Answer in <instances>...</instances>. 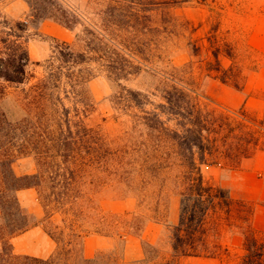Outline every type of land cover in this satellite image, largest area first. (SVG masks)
Returning a JSON list of instances; mask_svg holds the SVG:
<instances>
[{"label":"rangeland","instance_id":"rangeland-1","mask_svg":"<svg viewBox=\"0 0 264 264\" xmlns=\"http://www.w3.org/2000/svg\"><path fill=\"white\" fill-rule=\"evenodd\" d=\"M62 1L93 21H97V12L103 7L102 0H0V53L6 31L23 25L31 57L28 65L31 82L46 73L47 60L58 43L67 41L76 49L83 48V41L77 38L81 25L73 30L72 39L67 40L59 31L65 26L49 17L60 14ZM164 11L172 19L170 30L173 33H169L163 43L165 54L159 62L160 71L168 72L193 89L202 106L219 110H239L244 106L248 113L264 120V0H186ZM155 13L161 17L163 12ZM43 21L49 23L47 31L41 28ZM64 29L66 31V27ZM216 49H219L224 67L235 62L241 68L243 88L223 82L216 77L217 72L210 69V63L218 62ZM123 83L148 94L147 110H153L165 101V83L160 73L143 69L130 75ZM28 85L16 86L0 77V87H5L7 92L0 100V107L13 120L28 116L24 104L25 87ZM119 90V85L107 75H98L85 84L87 101L93 105L85 114L77 113L72 98H65V105L72 108L67 122L63 115V122L54 118L46 126L42 143L43 149L49 151L42 158L46 163L45 183L48 186L56 184V192L64 194L66 181L73 182L75 190L72 193L78 196L67 204L69 212H59L52 219L44 220L46 211L38 203L39 190L30 188L19 192L21 202L39 215L45 229L58 237L55 258L59 264H143L148 251L156 262L161 261L162 256L170 255L169 235L172 226L180 219L181 209L175 173H170L168 186L162 188L161 179L166 176L165 172L161 179H157L151 169L141 172L140 163H135L132 165L134 175L127 178L125 170L131 167L124 165L121 171L111 172L110 160L107 162L104 155V150L112 145L113 140L129 146H135L132 143L135 141L139 150L134 156L140 162H149L145 156L147 153L155 162L153 155L158 154L147 139V128L142 125L133 129L134 112L117 108L114 95ZM80 119L85 120L86 128L79 125ZM169 124L173 126L174 122ZM95 132H100L98 146L103 153L99 161L92 156L97 146ZM80 137L84 138L81 140ZM260 139L262 146L264 135ZM38 161V155L32 151L27 157L17 160L14 169L20 176L36 173ZM54 161L62 163L61 169L49 167ZM80 163L88 165L72 178L67 168L74 170ZM202 173L207 182L224 187L236 199H244L253 205L254 224L264 236V148L256 149L238 166L225 159L204 163ZM158 197L160 200L157 202ZM159 202L160 210L156 213L153 210ZM2 216L0 209V219ZM151 216L156 218L148 221L142 234L119 233L134 229L130 224L135 218L142 221L144 217ZM2 221L7 224L4 218ZM233 230L223 232L222 241L228 247L223 257L189 256L183 257L180 264H237L243 254V235ZM88 236L95 237L90 240V246L96 249V255L88 259L97 260L86 263L84 248Z\"/></svg>","mask_w":264,"mask_h":264},{"label":"trees","instance_id":"trees-1","mask_svg":"<svg viewBox=\"0 0 264 264\" xmlns=\"http://www.w3.org/2000/svg\"><path fill=\"white\" fill-rule=\"evenodd\" d=\"M102 1L103 7L97 12V21L83 16L65 1L60 2V14L49 17L72 30L81 25L77 38L83 41V48L76 49L73 43L67 41L55 45L47 60L46 73L34 82H31L28 70L31 57L24 39L23 25L10 27L2 38L0 77L16 86L28 83L29 87H25L24 98L27 117L13 120L0 107V209L3 211L0 219V264H59L56 256L39 258L15 250L13 240L16 235L42 224L39 215L21 202L19 192L30 188L39 190L38 203L46 211L44 220L52 219L59 212H69L67 204L78 196L72 193L75 190L73 182L66 181L64 185L67 191L64 194L56 192V184L48 186L45 183L46 163L42 158L49 152L42 145L45 129L50 119L63 122L65 116L67 122L72 108L65 105V98H72L77 113L85 114L93 106L87 101L85 84L101 74L119 85L114 102L121 111L134 112L133 129L144 125L147 139L156 153L162 151L159 155H153L155 162L151 161L149 153L145 155L149 162H140L134 156L139 150L135 141L132 142L135 146H129L113 140L112 145L104 150L106 161L110 160V171L117 173L124 165L130 166L125 170L128 178L135 172L132 165L140 163L141 172L146 173L151 169L157 179H161V174L165 172L166 176L161 179L162 188L168 186L170 173H175V184L181 197L180 219L172 226L169 235L170 255H164L161 261L156 262L148 251L142 263L180 264L183 257L189 256L223 257L228 252V247L222 241L223 232L234 229L243 235V254L237 264H264V236L254 224L253 205L244 199H236L228 189L207 182L202 173L204 163L225 159L238 166L256 149L264 148V144H260L261 135H264V120L248 113L244 106L239 110L202 106L193 89L158 68L159 62L164 59L165 38L173 33L170 30L172 19L164 10L186 0ZM156 11H162V16L158 17ZM214 52L218 62L210 63V69L217 72L216 77L236 88H243L244 79L238 64L234 62L224 67L219 49ZM143 69L160 73L164 78L165 101L153 110L145 109L149 100L147 93L123 83L130 75ZM6 93L5 87H0V100ZM135 109L138 111H133ZM171 121L174 122L173 126L169 124ZM79 125L86 128L85 120L80 119ZM99 134L95 132L97 146L92 155L95 161L103 154L98 146ZM80 138L82 140L84 137ZM32 151L39 158L38 172L18 175L14 169L15 162ZM50 164L49 167H62V163L55 161ZM86 165L80 163L74 170L67 169L74 178L75 173L85 170ZM144 184L146 186L147 180ZM48 190L50 193H47ZM159 200L160 197L156 199L157 202ZM159 204L153 210L156 213L160 210ZM3 218L7 224L3 223ZM154 218L144 217L142 221L139 217L135 218L130 224L134 229L119 233L142 234L148 221ZM49 233L58 241L54 233ZM95 260L85 258L86 263Z\"/></svg>","mask_w":264,"mask_h":264},{"label":"crops","instance_id":"crops-1","mask_svg":"<svg viewBox=\"0 0 264 264\" xmlns=\"http://www.w3.org/2000/svg\"><path fill=\"white\" fill-rule=\"evenodd\" d=\"M48 24L49 23L47 21H43L41 24L42 30L47 31ZM64 28L65 27H61L59 31L61 30L67 40H71L73 36V30L66 27L65 31ZM52 34L58 35L57 33ZM94 238L95 237L93 236H88L85 240L84 255L87 258H91L96 255V249L90 246V240ZM13 242L15 250L18 253L29 254L39 258H50L55 256L58 247L57 240L49 233L47 229H45L43 224L32 226L29 229L19 233L14 237Z\"/></svg>","mask_w":264,"mask_h":264}]
</instances>
